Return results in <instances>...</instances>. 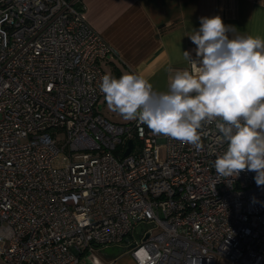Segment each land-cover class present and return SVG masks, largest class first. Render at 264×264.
Returning a JSON list of instances; mask_svg holds the SVG:
<instances>
[{
  "label": "built area",
  "instance_id": "1",
  "mask_svg": "<svg viewBox=\"0 0 264 264\" xmlns=\"http://www.w3.org/2000/svg\"><path fill=\"white\" fill-rule=\"evenodd\" d=\"M112 51L82 0H0V264L117 246L136 264L141 247L155 264H264V185L217 175L214 124L198 151L97 111Z\"/></svg>",
  "mask_w": 264,
  "mask_h": 264
},
{
  "label": "clouds",
  "instance_id": "2",
  "mask_svg": "<svg viewBox=\"0 0 264 264\" xmlns=\"http://www.w3.org/2000/svg\"><path fill=\"white\" fill-rule=\"evenodd\" d=\"M234 26L218 15L201 17L189 39L196 60L183 52L188 68L169 77L168 89H153L137 72L100 77L107 108L124 121H137L158 136L203 148L202 129L215 125L226 144L214 160L218 176L237 177L245 170L264 185V37L232 36ZM137 264H155L145 247L134 252Z\"/></svg>",
  "mask_w": 264,
  "mask_h": 264
},
{
  "label": "crops",
  "instance_id": "3",
  "mask_svg": "<svg viewBox=\"0 0 264 264\" xmlns=\"http://www.w3.org/2000/svg\"><path fill=\"white\" fill-rule=\"evenodd\" d=\"M82 4L84 19L113 48L102 62L104 73L119 78L124 72H137L159 92L167 91L175 71L189 67L183 52L197 59L188 35L199 29L201 17L220 16L234 26L232 36L264 37V0H82ZM100 257L102 264H136L125 252L118 256L100 252ZM225 263L229 264L226 260L218 264Z\"/></svg>",
  "mask_w": 264,
  "mask_h": 264
},
{
  "label": "rangeland",
  "instance_id": "4",
  "mask_svg": "<svg viewBox=\"0 0 264 264\" xmlns=\"http://www.w3.org/2000/svg\"><path fill=\"white\" fill-rule=\"evenodd\" d=\"M97 111L103 115L104 117H107L108 119H110L111 121H115V122H125L117 113L112 112L111 110H109L107 108L106 102L103 100H100V102H98L97 104ZM62 135H59V138H62ZM100 252L97 249L94 250H90L86 253H84L81 257H80V264H95L96 262H98L97 259H100ZM227 264V263H225Z\"/></svg>",
  "mask_w": 264,
  "mask_h": 264
},
{
  "label": "water",
  "instance_id": "5",
  "mask_svg": "<svg viewBox=\"0 0 264 264\" xmlns=\"http://www.w3.org/2000/svg\"><path fill=\"white\" fill-rule=\"evenodd\" d=\"M132 139L128 140V148L126 149L124 154H128L129 151L131 150L132 147ZM137 230L140 231V227H137ZM128 239L126 238L125 241H127ZM124 252V247L122 246H117V247H106L102 250V253L110 255V256H118L120 254H122Z\"/></svg>",
  "mask_w": 264,
  "mask_h": 264
}]
</instances>
